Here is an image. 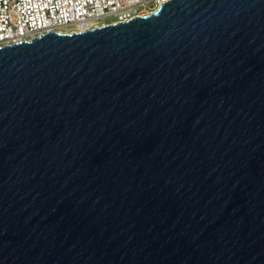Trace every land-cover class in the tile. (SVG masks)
<instances>
[{
    "label": "water",
    "instance_id": "obj_1",
    "mask_svg": "<svg viewBox=\"0 0 264 264\" xmlns=\"http://www.w3.org/2000/svg\"><path fill=\"white\" fill-rule=\"evenodd\" d=\"M0 264H264V0L0 48Z\"/></svg>",
    "mask_w": 264,
    "mask_h": 264
},
{
    "label": "built area",
    "instance_id": "obj_2",
    "mask_svg": "<svg viewBox=\"0 0 264 264\" xmlns=\"http://www.w3.org/2000/svg\"><path fill=\"white\" fill-rule=\"evenodd\" d=\"M170 0H0V48L152 14ZM111 19L109 22H103Z\"/></svg>",
    "mask_w": 264,
    "mask_h": 264
},
{
    "label": "rangeland",
    "instance_id": "obj_3",
    "mask_svg": "<svg viewBox=\"0 0 264 264\" xmlns=\"http://www.w3.org/2000/svg\"><path fill=\"white\" fill-rule=\"evenodd\" d=\"M109 21H111V19H106L105 21H103V22H109Z\"/></svg>",
    "mask_w": 264,
    "mask_h": 264
}]
</instances>
